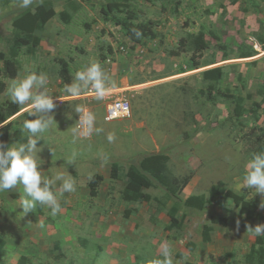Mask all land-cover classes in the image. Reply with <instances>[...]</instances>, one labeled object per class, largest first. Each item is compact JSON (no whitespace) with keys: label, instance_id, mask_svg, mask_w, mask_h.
Masks as SVG:
<instances>
[{"label":"rangeland","instance_id":"rangeland-1","mask_svg":"<svg viewBox=\"0 0 264 264\" xmlns=\"http://www.w3.org/2000/svg\"><path fill=\"white\" fill-rule=\"evenodd\" d=\"M43 1L33 0L29 8L34 11ZM52 1L56 16L43 31L36 32L37 48H20L17 78L32 71L49 77L48 87L57 104L53 110L56 123L38 142L42 147L38 164L44 176L70 174L77 191L58 195L62 208L56 216L46 207L41 212L37 207L38 214L53 221L58 230V235L50 237L34 234L39 220L35 210L25 216L12 214L22 210L18 208L21 188L0 193V237L9 248L16 240H25L27 245L25 252L22 248L10 253L9 261L29 254L32 261L27 258L26 264H149L159 256L160 244L168 242L174 264H248L247 255L255 242L248 227L255 228L264 220H248L231 201L223 207L207 204L203 211L187 208L184 202L192 195L207 198L211 186L223 182L264 214L259 207L264 195L237 187L248 159L264 146V49L260 43L264 39V0H131V9L120 8L114 15L128 18L132 24L151 21L158 34L156 39L137 41L115 24L113 14L104 15L107 0ZM23 10L18 0H0V51L9 55L13 21ZM62 12L70 14L69 23L60 20ZM200 32L210 48L196 69L189 44L186 52L177 51L182 38L190 40ZM249 51L254 55L244 58L242 54ZM59 59L69 63L73 79L90 62H100L116 84L106 98L128 99L132 117L106 122V98L97 101L92 95L89 104L96 115V127L103 131L74 143L78 118L74 109L88 101H56L64 94ZM214 68L222 69L223 78L216 86L215 100H208L199 90L208 85L204 71ZM5 81L7 88L12 80ZM224 94L243 99L242 117L235 116V106L223 99ZM8 102L5 89L0 93V108ZM254 103L261 104L257 120ZM20 107L9 120L17 128L25 119H35ZM109 132L116 135L113 143L106 139ZM15 143L20 142L10 140V145ZM159 153L169 157L171 175H192L180 201L154 182L142 189L150 195L149 202L132 200L126 191L128 171L138 167L145 156ZM73 154L75 162L70 165L67 161ZM113 163L120 169L116 179L110 176ZM95 174L104 180L98 196L92 198L88 182ZM145 181L139 178V183ZM172 208L180 226L172 225ZM213 217L226 220V224L214 223ZM206 226L212 227L209 242L204 241Z\"/></svg>","mask_w":264,"mask_h":264},{"label":"trees","instance_id":"trees-1","mask_svg":"<svg viewBox=\"0 0 264 264\" xmlns=\"http://www.w3.org/2000/svg\"><path fill=\"white\" fill-rule=\"evenodd\" d=\"M234 0L233 2H236ZM131 0H107L106 10L103 11L104 15L108 16L113 14L112 18L117 26H120L132 41L140 39H156L158 37L154 24L149 21L148 23H130L128 18L114 15L116 12H121L120 8L131 9ZM56 16V11L52 0H44L42 4L37 6L34 11L31 8H26L21 11L20 14L13 21L14 35L13 46L11 48L10 55L6 52L0 51V93H3L6 89V79H16L20 70L21 62L18 58L20 48L22 47H34L39 46V38L36 36L37 31H43L46 24ZM60 20L64 23H69L71 16L67 12L59 14ZM141 33L140 37L136 36V32ZM214 34V37L218 36ZM264 49V39L260 40ZM188 44L193 49V55L191 61L193 66L197 69L201 66L199 61L202 58L203 53L210 48V43L206 39L204 33L200 32L197 35H193L191 39L182 38L179 41V48L177 54L186 52ZM254 51L245 52L242 56L251 57L254 55ZM104 59V58H103ZM60 64V77L63 85L73 82V78L70 72L69 63L64 59H59ZM204 79L208 82L207 88L200 89L199 95L205 97L208 100H215L214 94L218 82L223 78V72L221 68H214L206 70L203 73ZM264 90V87H263ZM223 99L234 105V114L240 118L244 115L243 99L234 95L224 94ZM256 110L253 109L255 119L257 120V110L261 108L260 103H254ZM21 111V107L11 102L6 103L0 108V141L6 145H10V140L15 142H26L27 137L21 132V128L15 127L14 121H9L12 117L17 115ZM32 118V117H31ZM264 151V146H259L255 152ZM169 157L165 154H150L145 156L138 167H131L127 173L126 179V191L132 197L134 201L151 200L150 195L142 191L143 186L146 188L153 186V182L158 186L164 188L170 198L179 200L180 194L189 184L192 179V175H185L183 177H176L171 175L169 171ZM119 167L117 163H113L110 171L112 179H116L119 176ZM147 175V176H146ZM144 178L146 181L144 184L139 183V178ZM149 177V178H148ZM152 181H151V180ZM104 178L100 174L92 176L88 182L90 196L95 198L98 196L99 187ZM228 201H231L235 206L240 208V212L247 216L248 220L262 221L264 220V214L259 212L257 205L253 201H249L244 195L238 194L229 188H226L223 182H218L211 186L209 189L208 197L192 195L184 202L185 207L195 209L197 211H203L207 204H214L220 207L226 205ZM41 212L42 207L38 206ZM176 209H171V220L173 226H180V222L177 220L175 214ZM214 223L226 224V220L213 217ZM212 227L206 226L204 231V241L209 242L211 240L210 232ZM5 240L0 237V260L5 255ZM59 243H57V246ZM63 257V255H58ZM27 258L22 257L18 264H26ZM248 264H264V236H255V242L251 245L250 251L247 255Z\"/></svg>","mask_w":264,"mask_h":264},{"label":"clouds","instance_id":"clouds-1","mask_svg":"<svg viewBox=\"0 0 264 264\" xmlns=\"http://www.w3.org/2000/svg\"><path fill=\"white\" fill-rule=\"evenodd\" d=\"M33 0H18L20 8H29ZM141 33L136 32L139 38ZM255 40V37H249ZM49 77L46 73L29 72L23 78L13 79L6 88V95L12 104L24 106L29 110V115L35 119H25L21 132L27 134L23 143L6 145L0 141V193L21 188L19 207L27 215L39 207H46L50 215L56 216L61 211L58 199L65 193L72 194L77 191L76 181L73 177L63 172L51 176L42 175L38 164V153L42 147L38 142L55 122L53 110L57 107L49 87ZM116 84L98 61L90 62L83 70L74 74L73 82L66 84L63 93L72 98H78L86 92L94 93L97 101H103L115 90ZM60 99V98H58ZM74 112L78 114V126L73 130V142L80 138H88L93 133L103 131L96 127V115L84 105L75 106ZM109 143L116 140L115 133L109 132L106 136ZM104 161H107L105 156ZM75 154L67 161L72 165ZM245 175L237 187L240 190H251L255 195H264V151L253 153L245 165ZM91 179V177H89ZM264 210V200L259 205ZM255 236H264V224L255 228L248 227ZM149 264H174V251L168 242L159 246V256L153 258Z\"/></svg>","mask_w":264,"mask_h":264},{"label":"built area","instance_id":"built-area-1","mask_svg":"<svg viewBox=\"0 0 264 264\" xmlns=\"http://www.w3.org/2000/svg\"><path fill=\"white\" fill-rule=\"evenodd\" d=\"M92 95H94V93L86 92L85 94H83L82 96L78 98H72V97H68L65 94H63L55 99L61 104H64L66 102H72V101L74 102L75 100L76 101L86 100L88 101V103H84L83 105L88 107L93 112L89 104L92 100L91 99V97H93ZM103 110H104V120L106 122L127 120V119H130L133 115L132 105L130 101L126 98H106V100L103 103ZM78 119H79V116L77 118L76 127L78 126ZM92 137L93 135L91 137L82 138V139H91Z\"/></svg>","mask_w":264,"mask_h":264},{"label":"crops","instance_id":"crops-1","mask_svg":"<svg viewBox=\"0 0 264 264\" xmlns=\"http://www.w3.org/2000/svg\"><path fill=\"white\" fill-rule=\"evenodd\" d=\"M35 211H36V215L38 216L39 220L37 221L38 225H37V228L34 230V234H36L39 237H41V236L50 237V236H53V235H58V230L55 228L54 224L52 223L53 221H51L50 219L48 221L46 217H43L42 215L38 214L37 208L35 209ZM10 213H12V212L10 211ZM12 214H14L15 216H17L16 214H18L19 216L20 215L23 216L22 210L15 211ZM23 241H25V240H23ZM23 241L16 240L15 245H12L13 248H9V246L5 245V251L6 252H5L4 257H2V259L0 260V264H18L19 260H20V257L17 258L16 262L9 261L10 259L8 257L10 256V253H19V252H21L22 248H24V252H25V250H27L26 249L27 247H25L26 244L24 245L25 242L23 243ZM36 243L38 244V241H36ZM56 247L58 248L57 243L54 245V248H55V250H58ZM26 256L29 259V261H32L31 260L32 259L31 255L26 254ZM5 258H6V261L4 262L3 260ZM204 264H211V263L209 262V263H204Z\"/></svg>","mask_w":264,"mask_h":264}]
</instances>
